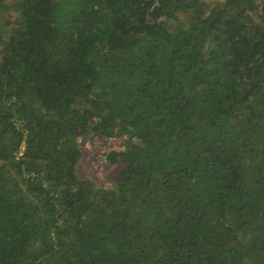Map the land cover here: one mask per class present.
Here are the masks:
<instances>
[{"label": "trees", "instance_id": "1", "mask_svg": "<svg viewBox=\"0 0 264 264\" xmlns=\"http://www.w3.org/2000/svg\"><path fill=\"white\" fill-rule=\"evenodd\" d=\"M0 264H264V0H0Z\"/></svg>", "mask_w": 264, "mask_h": 264}, {"label": "rangeland", "instance_id": "2", "mask_svg": "<svg viewBox=\"0 0 264 264\" xmlns=\"http://www.w3.org/2000/svg\"><path fill=\"white\" fill-rule=\"evenodd\" d=\"M97 142L99 141L92 138L83 143L81 150L83 158L78 165L77 175L80 179L91 181L97 187H111L117 181L120 166L101 162L99 157L107 159L111 154L110 152L116 149L117 146L115 143L105 146V144L102 145V143ZM93 144H95V147Z\"/></svg>", "mask_w": 264, "mask_h": 264}, {"label": "built area", "instance_id": "3", "mask_svg": "<svg viewBox=\"0 0 264 264\" xmlns=\"http://www.w3.org/2000/svg\"><path fill=\"white\" fill-rule=\"evenodd\" d=\"M21 156V152L18 153L17 157Z\"/></svg>", "mask_w": 264, "mask_h": 264}, {"label": "clouds", "instance_id": "4", "mask_svg": "<svg viewBox=\"0 0 264 264\" xmlns=\"http://www.w3.org/2000/svg\"><path fill=\"white\" fill-rule=\"evenodd\" d=\"M18 155V154H17ZM22 155V154H21Z\"/></svg>", "mask_w": 264, "mask_h": 264}]
</instances>
